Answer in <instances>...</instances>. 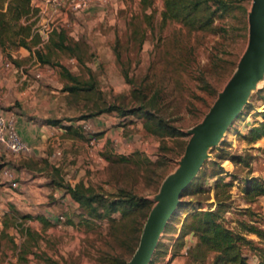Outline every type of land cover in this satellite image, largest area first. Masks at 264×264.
Here are the masks:
<instances>
[{
	"label": "rangeland",
	"instance_id": "obj_1",
	"mask_svg": "<svg viewBox=\"0 0 264 264\" xmlns=\"http://www.w3.org/2000/svg\"><path fill=\"white\" fill-rule=\"evenodd\" d=\"M150 1L144 8L142 0H102L70 11L55 28L66 31L70 47L53 42L50 47L46 42L38 45L51 59L40 61L46 64L40 66L41 76L31 71L41 84L39 89L54 99L53 112L46 119H59L76 130L84 143L71 160L81 161L84 171L70 175L63 166L52 162L50 167L45 161L47 174L55 177L54 184L61 190L50 192L36 213L12 214L23 224L10 229L13 241L4 239L0 264H129L151 210L165 196L166 181L179 171L189 144L205 131L221 92L250 56L256 25L257 37L260 34L255 0H228L232 10L213 12L208 28L177 19L164 21L165 0ZM213 2L212 10L216 9ZM53 37L60 40L58 34ZM11 48L17 46L7 49ZM65 69L79 81L66 76ZM71 85L80 88L72 90ZM244 88L248 93L238 113L227 123L220 141L208 148L200 171L181 196L185 205L180 202L159 233L149 264H169L174 255H179L175 264L198 263L192 256L197 236L182 233L187 214L195 209H219L226 225L238 230L244 223L264 228V194L246 191L253 182H264V136L253 140L248 135L264 120V70L257 82ZM109 107L114 108L95 114ZM146 111L156 113L167 127H157ZM100 116L107 120L108 138L93 146L91 137L99 140L107 130L94 131L86 122ZM174 128L179 132L173 133ZM77 176L100 192L127 188L148 202L129 215L117 211L91 218L67 191L65 184ZM223 181L232 184L226 187L220 184ZM217 190L224 191L221 206ZM23 225L32 230L28 242L33 252L21 251L27 235ZM246 235L264 245L256 233ZM244 252L247 264L260 263L257 249L245 245ZM212 257L213 253L208 259Z\"/></svg>",
	"mask_w": 264,
	"mask_h": 264
},
{
	"label": "trees",
	"instance_id": "obj_2",
	"mask_svg": "<svg viewBox=\"0 0 264 264\" xmlns=\"http://www.w3.org/2000/svg\"><path fill=\"white\" fill-rule=\"evenodd\" d=\"M212 0H165V8L163 11V20L177 19L192 27L199 26L208 28L214 21L213 12L219 10L222 13H228L232 10L233 4L228 0H213L216 9L212 10ZM144 8L151 5V1L142 0ZM212 10V12H211ZM38 9L32 6V0H0V50H7L11 46H25L31 50H35L37 58L42 63L51 62V59L41 46H38L42 41L41 34L34 28L35 21H24V17H29L35 14ZM207 12V14L205 13ZM53 34H58L60 40L57 41L53 34L46 42L50 47V42H53L58 47H70L67 40V33L64 29H54ZM34 46H38L34 49ZM44 46V45H43ZM65 74L73 80L79 81L76 75H73L68 69H65ZM75 90L80 87L77 85L68 86ZM114 107L102 109L95 114H100L105 111H111ZM145 110V109H144ZM124 114L127 111H122ZM148 117L153 118L157 122V127L165 128L167 124L159 119L158 115L153 111H146ZM49 123L57 124L59 119H48ZM169 132L171 133V126ZM173 133L179 132L174 128ZM250 139H259L264 136V120L254 125L248 133ZM64 186L63 183H59ZM223 186H230L231 181H223L220 183ZM67 191L73 199L79 203L84 212L91 218H104L112 215L114 212L122 211L123 215H129L135 208L144 206L148 200L139 194L127 188H120L118 192L106 194L100 192L90 185H87L84 180H79L74 185L65 184ZM249 193L264 194V182L255 181L249 187H246ZM185 191L184 194H186ZM224 191L217 190L216 195L218 205L221 206ZM186 201L181 200V206L185 205ZM5 214L3 216L4 227L0 231V246L4 239L8 241L14 240L13 235L9 232V227H20L23 224L18 217ZM31 215H26V217ZM43 221H47L46 217L39 215ZM17 228V229H18ZM26 230V237L22 242L21 251L33 252L28 242V236L32 230L30 226L23 225ZM246 232L256 233L260 237V242L264 244V228L257 226L255 223H244L241 230L229 227L222 219L219 209H195L190 211L184 221L182 233L184 235L193 233L197 236V242L192 250L194 262L197 264H247L248 256L244 252V246L250 245L259 251L260 263L264 264V245H259L254 239L249 238ZM189 250L188 252H190ZM213 253L212 259L209 254ZM190 264V263H189Z\"/></svg>",
	"mask_w": 264,
	"mask_h": 264
},
{
	"label": "crops",
	"instance_id": "obj_3",
	"mask_svg": "<svg viewBox=\"0 0 264 264\" xmlns=\"http://www.w3.org/2000/svg\"><path fill=\"white\" fill-rule=\"evenodd\" d=\"M9 56L13 57L10 62L7 59ZM32 56L34 64L29 61ZM36 58L34 51L25 46L7 49L6 53L0 50V106L15 114L22 137L31 145V150L27 152H14L0 145V231L4 227L2 219L5 214L9 217V214L17 212L36 213L41 209L42 202L48 200L50 192L58 194L61 190L54 184L55 177L47 174L45 161H49L50 167L53 166L52 162L58 167L63 166L71 171L70 175L73 172L80 175L84 171L81 161L71 160L78 155L75 149L84 143L75 134L76 130L70 127L72 125L62 122L52 124L46 119L53 112L50 103H54V99H48V95L39 89L41 84L31 76V71L41 76L42 63ZM86 123L94 131L109 128L103 116L89 119ZM108 133L109 130L100 136V143L108 138ZM61 153L65 156L58 157ZM6 169L13 171L19 181L18 187L11 185L5 174ZM79 179L77 176L71 184L74 185ZM10 229H14V226L11 225ZM178 259L179 255H174L168 262L175 264Z\"/></svg>",
	"mask_w": 264,
	"mask_h": 264
},
{
	"label": "water",
	"instance_id": "obj_4",
	"mask_svg": "<svg viewBox=\"0 0 264 264\" xmlns=\"http://www.w3.org/2000/svg\"><path fill=\"white\" fill-rule=\"evenodd\" d=\"M255 12L261 26H255L253 44L248 56L230 79L212 107L205 131L188 146L186 156L179 171L172 175L165 184L163 200L151 210L145 224L140 244L129 264H149L158 235L169 219L179 210L181 196L200 171L208 155V148L222 138L227 123L232 120L247 95L248 84L255 83V78L262 76L264 70V0H255Z\"/></svg>",
	"mask_w": 264,
	"mask_h": 264
},
{
	"label": "built area",
	"instance_id": "obj_5",
	"mask_svg": "<svg viewBox=\"0 0 264 264\" xmlns=\"http://www.w3.org/2000/svg\"><path fill=\"white\" fill-rule=\"evenodd\" d=\"M102 0H32V6L38 11L23 20L35 21L34 28L41 34L43 45L49 39L50 33L58 28V19L68 15L70 11H79L90 6L94 2ZM40 76V75H38ZM90 144L97 146L100 140L91 137ZM0 145L14 152H27L31 145L22 137L16 122V116L0 106ZM13 187L19 186V181L10 169L5 170Z\"/></svg>",
	"mask_w": 264,
	"mask_h": 264
},
{
	"label": "bare ground",
	"instance_id": "obj_6",
	"mask_svg": "<svg viewBox=\"0 0 264 264\" xmlns=\"http://www.w3.org/2000/svg\"><path fill=\"white\" fill-rule=\"evenodd\" d=\"M260 78H261V76H260ZM254 80H255V82H257L259 80V77H256Z\"/></svg>",
	"mask_w": 264,
	"mask_h": 264
}]
</instances>
